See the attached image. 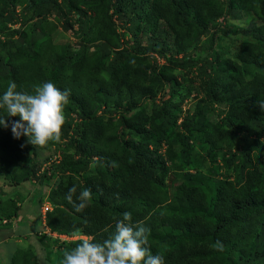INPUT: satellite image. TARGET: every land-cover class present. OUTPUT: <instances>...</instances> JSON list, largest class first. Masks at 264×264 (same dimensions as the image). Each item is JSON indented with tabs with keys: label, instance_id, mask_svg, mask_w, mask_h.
Returning <instances> with one entry per match:
<instances>
[{
	"label": "trees",
	"instance_id": "16d2710c",
	"mask_svg": "<svg viewBox=\"0 0 264 264\" xmlns=\"http://www.w3.org/2000/svg\"><path fill=\"white\" fill-rule=\"evenodd\" d=\"M244 12L260 22L222 26ZM68 31L75 44L56 38ZM219 31L242 37L234 53L215 47ZM49 80L71 93L60 142L14 138L18 116L0 126V179L16 191L0 192V241L24 233L17 190L35 179L30 226L50 264L108 238L125 211L165 264H264V0H0V95ZM73 185L92 191L82 212L65 199ZM9 253L0 264H38L32 245Z\"/></svg>",
	"mask_w": 264,
	"mask_h": 264
},
{
	"label": "clouds",
	"instance_id": "9594fccd",
	"mask_svg": "<svg viewBox=\"0 0 264 264\" xmlns=\"http://www.w3.org/2000/svg\"><path fill=\"white\" fill-rule=\"evenodd\" d=\"M70 94V90H61L50 80L35 85L33 93L18 90L16 82L10 81L6 91L0 95V109H4L6 113L0 115V126L8 128L7 117L18 116L19 120L11 121L14 138L27 137L26 144L41 148L46 147L50 142L58 143L67 119L65 108L69 104ZM256 105L261 112H264V100H257ZM111 164L113 167L118 166L116 161H112ZM30 181H33V186L39 189L40 185L35 179ZM55 181L44 186L46 192ZM77 193L78 188L73 185L65 194V199L73 205L76 212H82L89 206L92 191L85 188ZM27 198H31V195ZM45 198L48 200L47 197ZM114 219L115 232L112 235L102 242H94V238L82 237L76 247L63 251L61 264H165L162 254L152 253L149 246L151 229L144 222H134L129 211L123 212L121 217ZM216 244L219 246L220 242L217 241ZM218 250H222V246Z\"/></svg>",
	"mask_w": 264,
	"mask_h": 264
},
{
	"label": "rangeland",
	"instance_id": "374dc122",
	"mask_svg": "<svg viewBox=\"0 0 264 264\" xmlns=\"http://www.w3.org/2000/svg\"><path fill=\"white\" fill-rule=\"evenodd\" d=\"M257 22L259 23L260 20H258L251 12H244L243 16L238 19V20H232V21H225L222 22V26L223 27H227V29L231 32H234L239 26H247L250 22ZM119 26L120 22H118ZM19 26V24L17 23L16 25H14V27ZM58 29L61 30V28L58 26ZM119 31L123 32L122 29L119 27ZM217 37V41L215 44L216 48H219L220 50L224 51V52H229V53H234L239 46V43L242 39V37L239 34H225L221 31H219L216 35ZM57 39H59L60 41H69L71 44H75L76 43V39L74 37V35L71 34V32H64L61 34H58ZM203 53L205 54L206 51ZM194 102V98L193 97H189L184 103H183V109L188 110L190 109V107L192 106ZM48 156H52L51 158H54L55 156H57V153L55 152L54 146L47 148V149H38V160L42 161V165L44 166V164L47 162V157ZM173 175H170L169 180L172 178ZM57 177H54L50 182L52 183V181H55ZM31 184H33V181L27 182V183H22V188L21 190H17V193H20L21 195H26L27 197L29 195H31V198L28 199L27 197H25L26 199L23 201H20V205H19V211L22 212H26V211H31L32 214H34V210L39 209V204H38V199L41 197V193L38 190V187L36 186H32ZM35 184V183H34ZM33 189V192H32ZM171 192H172V188ZM26 190H30L29 194H26ZM37 190V191H36ZM0 192L3 193H8L11 195H15L14 192V187L7 183L6 181H4L3 179H0ZM32 192V193H31ZM19 194V195H20ZM45 197L48 198V190L47 193L45 195ZM44 199V197H43ZM46 199V198H45ZM44 199V200H45ZM43 200V201H44ZM49 242V241H48ZM47 242V243H48ZM3 244H1L0 246H2ZM10 246V244H8ZM10 248V247H9ZM9 248H6L7 251H9ZM48 251L50 252V258H52L55 254V252L52 250L48 249ZM47 252V251H46ZM44 255L46 256L45 252H43ZM52 256V257H51ZM55 257V256H54ZM53 257V259H54ZM40 264H48V263H44L43 259L41 258Z\"/></svg>",
	"mask_w": 264,
	"mask_h": 264
},
{
	"label": "crops",
	"instance_id": "0c3cea01",
	"mask_svg": "<svg viewBox=\"0 0 264 264\" xmlns=\"http://www.w3.org/2000/svg\"><path fill=\"white\" fill-rule=\"evenodd\" d=\"M28 213L29 211L22 213L19 211L20 216H22L21 221H16V219L19 220L20 217L13 218V221L16 222L14 223V227L17 228L19 226L20 228H23L22 230L20 229V231H24V233H22L20 236L17 235L11 238H4L2 241H0V245L3 244L2 246H0V261L3 260L4 262H6L10 258L8 257L9 251H7L6 248L10 247L9 250H11V253L14 252V250L18 247L23 248L27 247L28 245H32L38 257V264H40L41 258L43 259L44 263L50 264V261H48L47 257H45L43 253L45 252V247L43 246L44 243L39 240L38 236H36V231H34V229H32V227L30 226V221L33 220V218ZM27 214L29 217H26L29 219H27L26 221L24 216ZM17 223L19 225H17ZM6 243L10 244V246Z\"/></svg>",
	"mask_w": 264,
	"mask_h": 264
},
{
	"label": "built area",
	"instance_id": "2783aa9c",
	"mask_svg": "<svg viewBox=\"0 0 264 264\" xmlns=\"http://www.w3.org/2000/svg\"><path fill=\"white\" fill-rule=\"evenodd\" d=\"M54 158L50 159L49 161H47L44 166L41 167L40 171H43L45 167L49 166L51 164V162L53 161ZM51 203L45 199L44 202L42 203L41 205V213L43 214V217H44V214L46 213V211L48 210H51ZM49 232V231H48ZM50 234H54V233H51L49 232ZM60 237H62L63 239H66V238H72V237H68V236H65V235H62V234H59ZM78 236H75L74 238H77ZM79 237H82V236H79Z\"/></svg>",
	"mask_w": 264,
	"mask_h": 264
}]
</instances>
